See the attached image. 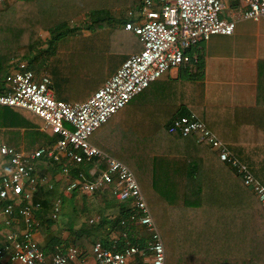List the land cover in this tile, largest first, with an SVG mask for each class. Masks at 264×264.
Returning a JSON list of instances; mask_svg holds the SVG:
<instances>
[{
	"label": "trees",
	"instance_id": "trees-1",
	"mask_svg": "<svg viewBox=\"0 0 264 264\" xmlns=\"http://www.w3.org/2000/svg\"><path fill=\"white\" fill-rule=\"evenodd\" d=\"M141 2L8 0L0 10V78L18 62L25 61L31 70L45 63L57 100L65 103L85 101L102 85L99 80L108 77L100 73L104 65L113 70L117 67L115 72L131 55L141 51L138 38L123 29L125 10L137 11ZM115 10L125 12L116 16ZM75 19L81 24L71 28ZM79 30L89 33L77 35ZM40 32L48 34L45 47H42ZM194 48L186 52L189 62L179 68L181 81L191 83L203 78L204 60ZM190 83L183 86L191 87ZM193 103L177 107L172 113L158 107L152 118L141 109L134 120L131 119V125H126L128 113L124 112L131 104L128 103L92 135L104 136L105 144L100 150L135 174L158 230V224H162V232H159L165 264H264V209L257 197L243 186L233 169L219 161L218 152L211 150L197 135L181 137L168 132L177 117H192L203 122L214 139L226 145L232 156L264 187V114L262 129L250 124L245 143L230 148L226 138L229 128L236 127L233 115ZM130 110L131 114L132 106ZM24 113L33 115L16 108L0 107V115L4 117L19 118ZM11 124L8 125L13 128L19 125ZM25 125L29 128L28 123ZM42 137L48 145L57 140L50 130ZM143 138L153 141L147 145L140 140ZM39 139L40 135L28 132L25 142L39 149ZM91 139L92 136L89 142ZM249 140L255 143L254 147H248ZM79 167L83 171L87 168L84 164ZM102 168L105 169V165ZM60 171L58 166L49 164L43 173L53 179ZM74 173L71 170V174ZM51 183L54 184L52 190L40 185L34 194L35 201L44 198L40 201L42 209L37 218L40 222L38 232L44 240L40 247L47 255L55 245H73L82 257L93 254L96 242L112 252H120L128 245H144L146 237L137 238L132 226L121 225L129 216L127 204L118 203L108 188L94 194L101 206L96 221L90 223L74 212L61 222L50 219L48 204L62 196V184L54 180ZM9 199L14 200L12 196ZM64 199L67 198L62 202ZM66 229L74 234L71 244L60 237L61 231ZM124 230L128 231V241L120 236ZM135 259L134 264H147L139 257Z\"/></svg>",
	"mask_w": 264,
	"mask_h": 264
},
{
	"label": "built area",
	"instance_id": "built-area-1",
	"mask_svg": "<svg viewBox=\"0 0 264 264\" xmlns=\"http://www.w3.org/2000/svg\"><path fill=\"white\" fill-rule=\"evenodd\" d=\"M8 0H0V10ZM142 0L137 11L126 12L123 29L134 34L141 51L131 55L88 99L65 103L56 100L50 76L45 70L36 76L25 61L12 65L0 78V107L27 111L41 119L43 131L50 130L57 140L31 153L0 146L9 172L0 175V264H128L136 257L147 264H165L161 234L133 172L122 162L89 142L92 134L134 98L143 93L161 76L189 62L187 51L198 47L213 36H231L235 21L222 17L225 11L238 12L239 19L258 22L264 18V0ZM168 132L181 137L198 136L211 150L218 152L219 161L233 169L242 184L264 209V187L246 166L214 139L205 124L192 117L174 118ZM197 137V138H198ZM58 166L61 171L54 180L61 183L62 196L56 198L48 217L57 220L62 199L74 193L88 197L108 188L118 203L127 204L129 216L123 227L141 229L146 241L142 247L128 245L112 252L101 243L93 246L91 262L81 256L73 245H55L51 254L41 250L39 234L40 201L34 200L40 185L54 188L51 178L39 172V165ZM86 165L83 171L80 165ZM105 165V169L102 166ZM74 170V175L71 174ZM63 179V181H62ZM66 182V183H62ZM14 198L13 202L9 197ZM97 217L90 220L96 221ZM14 228H17L16 230ZM128 241V231L120 233Z\"/></svg>",
	"mask_w": 264,
	"mask_h": 264
},
{
	"label": "crops",
	"instance_id": "crops-1",
	"mask_svg": "<svg viewBox=\"0 0 264 264\" xmlns=\"http://www.w3.org/2000/svg\"><path fill=\"white\" fill-rule=\"evenodd\" d=\"M236 6H240L239 0H234L231 9ZM222 17L235 21L234 33L231 36H213L208 42L195 47L193 50L203 57V78L191 83L181 81L179 69L172 70L173 75L168 76L167 79H159L143 92L145 93L143 97H141L142 93L133 99L135 103H131L132 120L140 113L141 109H144L147 116L152 118L158 107L172 113L177 107L184 108L194 102V105L200 104L215 108L217 112H223L225 115H233L234 118H232L237 121L236 127L233 126L232 128L231 126L229 128L230 134L226 138V144L230 148L245 143L244 137L248 135L247 131L250 124L262 129V114H264V18L258 22L241 20L238 12L233 10L225 11ZM43 70L51 78L49 67L45 63L39 64L34 72L36 76H39ZM185 83H190L191 87H184L183 84ZM17 118L0 115V146L5 145L23 153L38 150V148H31L28 143L26 144L28 132L40 135L38 141L40 148L48 145L42 135L49 130H42L44 123L41 119L28 113ZM17 123L19 125L16 128L8 125H16ZM27 123L29 128H25ZM103 138L92 135L90 143L98 149H102L105 144V137L103 136ZM254 144L249 140L247 145L254 147ZM257 144L260 145V143ZM224 146L226 147V145ZM8 167L6 159L0 155V175L7 174ZM46 168L48 166L40 164L39 172L43 173ZM57 176L51 180H56ZM40 199V201H44V198ZM67 199L70 200V204L67 205L66 211H62V214L66 216L73 212L75 197ZM48 207H51V203L48 204ZM2 229L3 225L0 223V231ZM134 232H136L137 238H145V233L141 229H134ZM60 237L67 244H71L74 240V234L69 229L61 231ZM36 240L40 246L43 244L41 232L37 235ZM86 258L91 262L92 255L86 256ZM135 260L128 264H134Z\"/></svg>",
	"mask_w": 264,
	"mask_h": 264
},
{
	"label": "rangeland",
	"instance_id": "rangeland-1",
	"mask_svg": "<svg viewBox=\"0 0 264 264\" xmlns=\"http://www.w3.org/2000/svg\"><path fill=\"white\" fill-rule=\"evenodd\" d=\"M125 11H129V10H125ZM125 11H123V10H115V12H114V14H116V16H118V14L119 13H124ZM77 20H79V19H77ZM79 21H81V20H79ZM80 25L81 24V22H77L76 23V19H75V21L73 22V23H71L70 24V26H71V28L72 27H75L76 25ZM88 31L87 30H79V31H77L76 32V34L78 35V34H81V36H83V35H85V36H87L88 35ZM40 40L42 41V47H45V44H46V41H48V34L46 33V32H40ZM120 66V65H119ZM118 66V67H119ZM43 68V67H42ZM108 68H110V70L112 71H110V70H108ZM108 68H106V65H104V67H102V69H101V74H103L104 73V77L105 76H107L108 75V77L111 75V74H113V72H114V70L117 68H115L114 70H113V68L112 67H108ZM171 75H173V71H167V72H165L162 76H161V78H160V80H162V79H167L168 78V76H171ZM108 77H105L104 79H102V81L101 80H99V83H100V85L101 84H103L104 83V81H105V79H107ZM100 85H98V87L100 86ZM98 87H96V88H94V90H96ZM137 100V99H136ZM82 102V101H81ZM130 103H132V104H134L135 103V101L134 100H132ZM132 105L130 104L129 105V108H127V109H125V112L124 113H128L127 115H128V117L126 118V125H131V114H130V112H129V110H130V107H131ZM131 111V110H130ZM140 140H144L145 142H146V144L147 145H149V142H152L153 141V139L152 138H150V139H147V138H143V139H140ZM150 148H151V145H150ZM46 165V164H45ZM46 166H48V165H46ZM42 174V173H41ZM44 174V173H43ZM134 174V173H133ZM135 175V174H134ZM58 177V176H57ZM62 181H63V179H62ZM63 184L64 183H66V182H62ZM70 197H72V196H70ZM70 197H65V198H70ZM75 200L73 201V209H75V211H73L74 213H76V215H81V216H83V218L85 219V220H91V219H94L95 218V216L98 214V211L101 209V206H100V203H99V199H98V196H96V195H93V196H90V197H88V196H86V195H81L80 193H76L75 194ZM68 200V201H67ZM70 204V200L69 199H64L63 200V204H62V207H61V214H60V216H59V218H58V221H62V220H64V219H66V215L64 214H62V211L63 210H67V205H69ZM73 212H71L70 214L72 215V214H74ZM69 214V215H70ZM69 218H70V216H69ZM158 227H159V231L160 232H162L161 230H162V224H158ZM161 234V233H160ZM162 236V235H161Z\"/></svg>",
	"mask_w": 264,
	"mask_h": 264
}]
</instances>
